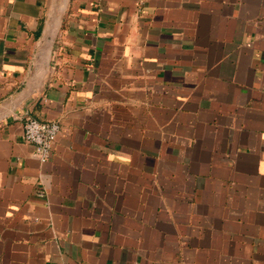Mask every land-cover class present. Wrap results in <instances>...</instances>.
<instances>
[{
  "label": "crops",
  "instance_id": "crops-1",
  "mask_svg": "<svg viewBox=\"0 0 264 264\" xmlns=\"http://www.w3.org/2000/svg\"><path fill=\"white\" fill-rule=\"evenodd\" d=\"M0 264H264V0H0Z\"/></svg>",
  "mask_w": 264,
  "mask_h": 264
},
{
  "label": "built area",
  "instance_id": "built-area-1",
  "mask_svg": "<svg viewBox=\"0 0 264 264\" xmlns=\"http://www.w3.org/2000/svg\"><path fill=\"white\" fill-rule=\"evenodd\" d=\"M60 131L61 127L57 122H40L28 118L24 125V141L35 146L37 156L46 161L51 156Z\"/></svg>",
  "mask_w": 264,
  "mask_h": 264
}]
</instances>
